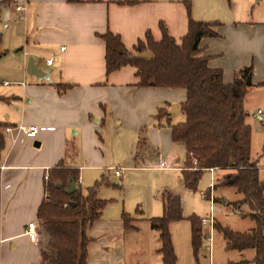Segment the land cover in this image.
Returning <instances> with one entry per match:
<instances>
[{"label":"crops","instance_id":"crops-1","mask_svg":"<svg viewBox=\"0 0 264 264\" xmlns=\"http://www.w3.org/2000/svg\"><path fill=\"white\" fill-rule=\"evenodd\" d=\"M18 4L25 7L22 12L16 11ZM5 8L8 17L3 20ZM190 18L217 20H205L203 15L194 13L191 5L188 13L185 0H0V22L8 23L0 29V48L4 51L0 63H4L10 78L3 80L5 88L0 90V124L37 128L35 137L18 129L4 133L2 128L0 264L40 262V248L45 245L47 235L39 229L37 210L47 195L45 183L52 170L75 168L81 184L88 172L93 171V178L100 174L99 179H107L105 171L113 169L112 184H119L125 169L117 165L121 170L117 176L116 168L107 167L106 145L100 133L108 116L140 132L149 125V140L159 154L170 151L177 143L172 140L166 122L179 113L186 90L140 87L136 67L132 65L106 73L105 43L100 35L107 31L118 35L125 48L135 55L134 47L139 41L145 43L147 37L154 41L161 39V24L179 43L188 30ZM244 23V26L237 21L221 23L216 36L202 38L199 43L200 54L208 56L209 67L222 70L225 83H231L238 69L250 66L256 59L254 40L259 31ZM28 56L42 70L50 72V81L26 72ZM49 58L51 64L46 62ZM7 59L11 62H6ZM254 75L255 65L252 82H263H257ZM56 83L71 86L61 92ZM173 104L178 112L170 114L168 109ZM161 108L169 114L167 121V116L160 120L156 117ZM255 116L260 118L258 114ZM141 141L146 144L143 138ZM137 154L135 151V159L143 157ZM160 162H165L168 168L167 161ZM257 165L264 177V161ZM178 168L182 171L184 163ZM227 200L220 202L226 204ZM31 221L38 230L35 242L25 234ZM134 230L137 229L129 231ZM123 231L128 230L123 228L122 220L113 223L96 219L86 231L90 239L86 264H122L120 250L115 252L110 245Z\"/></svg>","mask_w":264,"mask_h":264},{"label":"trees","instance_id":"trees-1","mask_svg":"<svg viewBox=\"0 0 264 264\" xmlns=\"http://www.w3.org/2000/svg\"><path fill=\"white\" fill-rule=\"evenodd\" d=\"M76 1V0H69ZM190 12V2L185 0ZM219 21H188V30L176 43L161 24L162 37L154 41L147 37L134 47L136 53L149 51V60L135 59L123 45L118 35L110 31L100 35L105 43V71L110 73L125 65L136 67L140 87H168L186 90V99L180 104L185 115L182 122L171 124L169 114L159 109L156 117H166L174 142H181L186 149V160L182 170L184 186L195 190L203 170L222 169L226 174L219 185L235 188L241 197L235 205H246L247 215L254 222L249 232H237L218 221L215 228L225 240L226 249L254 250L253 263L264 264V177L260 175L257 162L251 159V127L245 122L244 100L252 82L253 67L245 66L235 72L233 81L225 83L219 68L208 65V56L201 55L200 40L217 35ZM4 51L0 48V56ZM59 91L71 84L56 83ZM3 124H0V153L4 148ZM193 160L196 161L194 165ZM70 176L77 183L71 194H66ZM107 179L96 180L81 191L78 171L75 168L52 170L45 183L46 196L37 210L39 229L46 233V243L40 248L38 264H86L87 244L90 239L86 231L100 217L106 200L97 197V191ZM57 183L60 187H57ZM115 185V184H113ZM217 184H214L215 188ZM209 198V191L205 198ZM183 218L181 199L167 193L163 196L162 214L148 219L150 227L158 232L162 264H176V254L169 231L171 221ZM192 222V248L196 256L200 246L201 227L194 216ZM125 230L135 229L133 218L121 214Z\"/></svg>","mask_w":264,"mask_h":264},{"label":"rangeland","instance_id":"rangeland-1","mask_svg":"<svg viewBox=\"0 0 264 264\" xmlns=\"http://www.w3.org/2000/svg\"><path fill=\"white\" fill-rule=\"evenodd\" d=\"M189 2L194 13L203 15L205 20L217 19L212 21H219L224 25L228 21H237L241 26L247 22L255 26L254 29L259 31L254 40L256 59L255 64L252 62L250 65L252 67L255 65L254 79L257 82H264V0H189ZM7 24L6 20L1 21L0 29ZM14 56H10L12 61L15 60ZM6 62L11 61L7 59ZM0 64L1 90L5 88L3 80L10 78L7 69L3 66L4 63ZM263 82L255 83L247 92L244 100L245 122L251 127L250 155L251 159L257 163L264 161ZM171 108L172 106L168 111ZM256 109L262 110L258 114L260 118H257L256 114L253 115ZM184 119V113L179 111L171 117L170 122L175 124L184 121ZM147 130H149V125L143 126L140 132L139 129L133 130L123 124H118L117 120L110 116L106 118L100 128L106 145L107 167L116 168L119 165L118 167L123 166L125 170L120 177L119 184L115 185L111 181L113 169L105 171L108 181L103 183L97 191V197L106 200V205L101 210L99 218L117 223L121 220V214L124 212L133 218L132 224L137 229L123 231L115 236V242L110 245V247H114L115 252L120 250L122 260H124L122 264H161V255L156 251L160 247L158 232L150 227L148 219L162 214L163 196L167 193L178 195L182 205L183 218L169 223V231L177 258L176 264H254L252 261L253 249L248 248L241 251L226 249L225 240L216 228H214L211 241H209L205 233V229L210 230L209 225L200 224L202 218L211 216L214 218V226L218 221L222 226H228L233 231L249 232L254 227L253 220L247 215V206L234 204L241 194L235 188L218 184L226 171L205 169L201 173L197 188L195 190L186 188L182 171L178 168L183 166L187 157L184 144L177 142L170 151L159 154V150L157 151L150 142ZM142 138L146 144L142 143ZM135 151L138 153L137 155L141 153L143 157L135 159ZM161 160L167 161L168 168L161 169L159 167L158 163ZM262 172L260 171L261 176ZM92 175L93 171L86 173L80 182L83 194L86 193V188L100 177V174L97 178H93ZM214 184H217L215 188ZM211 186V199L205 198L203 193H207ZM224 198L228 199L226 204L220 202ZM190 216L197 218L201 227V242L196 256L192 248Z\"/></svg>","mask_w":264,"mask_h":264},{"label":"built area","instance_id":"built-area-1","mask_svg":"<svg viewBox=\"0 0 264 264\" xmlns=\"http://www.w3.org/2000/svg\"><path fill=\"white\" fill-rule=\"evenodd\" d=\"M15 9H16V11L22 12L25 9V7L20 5V4H18V5L15 6ZM46 62H47V64H51L52 58L47 59ZM261 112H262V110L258 109L256 114H260ZM13 129H18L19 131H23L29 137H35V135L37 133V128L35 126H22V125H19L17 127L16 126L15 127H13V126H5L4 127V133H9ZM195 163H196V161L193 160V164H195ZM159 166H160V168H166L167 167L165 162H160ZM209 169H213V168H209ZM120 174H121V170L116 168L115 169V175L118 176ZM211 188H212V186L209 188V199H211V196H210ZM203 195L205 196L206 192H204ZM200 222H201L200 223L201 225H206V224L209 225L210 230L207 231V229H205V233L207 234V239L209 241H211L212 232H213V230L215 228V226H214V218L211 217V216L209 218H202L200 220ZM25 234L33 242L38 240V230H37L36 223L34 221L28 222Z\"/></svg>","mask_w":264,"mask_h":264},{"label":"water","instance_id":"water-1","mask_svg":"<svg viewBox=\"0 0 264 264\" xmlns=\"http://www.w3.org/2000/svg\"><path fill=\"white\" fill-rule=\"evenodd\" d=\"M8 17V8H5L4 10H2V19H7ZM133 57L135 59H141V60H149L151 58V54L149 51H142L139 52L135 55H133ZM26 72L29 75H33L38 79H45L46 81H50V72L44 71L42 70L40 67H38L34 61L32 57L28 58L27 64H26ZM170 114H173L174 112H178V108L176 104L172 105V108L168 111ZM35 146H39L38 142H34ZM114 182V181H113ZM57 187H60V184H57ZM77 188V183L75 182V180L73 179L72 176H70L69 181L67 183V187L64 189L66 194H71L72 192H74ZM223 202H225L223 200Z\"/></svg>","mask_w":264,"mask_h":264}]
</instances>
